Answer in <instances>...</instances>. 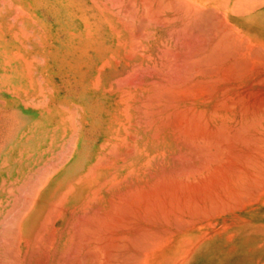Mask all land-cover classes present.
I'll list each match as a JSON object with an SVG mask.
<instances>
[{
    "label": "bare ground",
    "instance_id": "bare-ground-1",
    "mask_svg": "<svg viewBox=\"0 0 264 264\" xmlns=\"http://www.w3.org/2000/svg\"><path fill=\"white\" fill-rule=\"evenodd\" d=\"M11 1L64 67L50 192L82 201L74 253L187 264L227 236L264 250V0Z\"/></svg>",
    "mask_w": 264,
    "mask_h": 264
},
{
    "label": "crops",
    "instance_id": "crops-1",
    "mask_svg": "<svg viewBox=\"0 0 264 264\" xmlns=\"http://www.w3.org/2000/svg\"><path fill=\"white\" fill-rule=\"evenodd\" d=\"M18 24L30 27L27 22L5 23L4 26L0 18V264H29L17 260L19 251L10 250L9 239L19 237V228L21 237H34L35 205H41L42 211L36 226L38 228L42 224L43 228L47 219L48 222H73L76 219L73 211L82 202L67 200L69 194L64 195L67 194L63 189L64 183L54 185L53 192H50L51 185L59 181V176H55L65 163L66 105L56 101L66 88L61 74L64 67H58L59 61L47 54L44 40L33 33L34 28H28L32 33L27 30L24 36L3 31L13 30ZM35 42L40 44L44 54L36 64ZM60 109L62 112L58 111ZM51 114L53 118H50ZM64 199V205L58 202ZM56 206L61 207L60 213L52 214ZM62 209L68 212L62 215ZM220 243L223 249L218 255L211 251L205 255L196 254L187 264H264L258 262L256 251H249L244 256L239 243L231 240L230 236Z\"/></svg>",
    "mask_w": 264,
    "mask_h": 264
},
{
    "label": "rangeland",
    "instance_id": "rangeland-1",
    "mask_svg": "<svg viewBox=\"0 0 264 264\" xmlns=\"http://www.w3.org/2000/svg\"><path fill=\"white\" fill-rule=\"evenodd\" d=\"M116 1L118 3H116ZM121 1L122 0H114V4L116 3L117 5H119V2H121ZM125 1L128 3L129 0H125ZM132 1L133 0H130L129 3H131ZM82 2L85 3L84 5H89V3H90L89 0L88 1L87 0H82ZM10 3H12L11 0H1V3H0L1 4V11H2L1 12V15H0V18H1V21L3 22V25L5 26V23L6 24L8 23L7 25H10L12 23H25L26 21L22 17L23 15H21V13H25L26 14V17H28L27 16L28 15L27 14V11L23 10L19 5H17V3L14 4V9L13 10H10L9 9ZM142 6H145L144 3H143ZM157 6H159V0H157ZM206 7H207L206 9L209 10V7L208 6H206ZM117 9H115V11ZM203 10H205V9H203ZM207 16L208 15L205 14V17L203 19V21L205 22L204 23V26L206 25V28L209 25H212V23H206L207 22V20H206L207 19ZM214 17H217V15L214 16ZM14 18H15V20H14ZM24 27H25L24 25L18 24V26H16V27L13 28V30H8V31L7 30H3V31H5L7 33H9V32L12 31L15 34L21 33V35L24 36V33L26 32V30L28 28H34L33 25L32 26L30 25V27H27L26 26L25 27L26 30L24 29ZM28 31L30 33H32V31L30 29H28ZM206 31H207V29H206ZM32 35L33 36H36L35 34H32ZM39 35L40 34H37V36H39ZM34 54H35V64L38 63V61H40V59H43L44 58V54H43V52H42V50L40 48V44H38V42H35V45H34ZM54 81H55V83H57V80L56 79ZM60 111H61V109H60ZM60 114H62V113H60ZM60 118H61V115H60ZM62 203L60 201V204H62V205H64L65 201H62ZM58 207H55L52 210V214H56L57 212L60 211V208L61 207H59V208ZM65 212H68V211L62 209V212H61L62 215ZM77 214H79V213H77ZM76 221L77 220H75V222ZM75 222H74V220H73L72 223H70V222L69 223H66V222H60L59 223L58 221H49V222L45 223V225H44L43 228H42V224H39L38 228H37V226L35 227L34 237L29 238V239H25V238H23V237L20 236L22 234V231H20V228H19V231H18V234H19V237L18 238L19 239H17V238H10L9 239V243H10L9 244V248H10L11 251H16V250L19 251V253L17 255V260L18 261L28 262L29 264H89V262H88V260H89L88 255L83 254V253H80V255H78L76 252L74 253V251L78 248V247L76 248L74 246V244L72 243L73 240L75 239L74 236L76 237V233H79V232L81 233V231L76 232L77 230H75V226L76 225H79V223L77 221L76 224H74ZM202 224L203 223H201V225ZM223 225H224V223H222V226ZM230 230H231L230 233H233L234 232V227L233 228H230ZM259 230H260V232H259L260 237H263V236H261V234L264 235V227H260ZM73 232H74V234H73ZM70 235H72V236H70ZM199 235H201V234H199ZM53 237H55V238H53ZM76 239H79L78 236H77ZM17 241H19V242H17ZM66 248H68V249L66 250ZM69 249H70V251H68ZM67 251L70 253V255H68V252ZM256 253H257L258 262L259 263H264V250L261 249V248L260 249H257L256 250ZM77 255H78V259L81 258L79 260H83V261H80L79 262V260H77V257H76ZM98 256H99V258L101 260L99 259V260H96L95 261V259H97L98 257L97 258H93L92 257L93 259L90 258V260L92 259L94 261L93 262L90 261V263L92 262L91 264H96V263L97 264H105V260H104L105 259L104 258L105 255L99 253ZM102 256H103V258H101ZM86 258H87V260H86ZM65 259H68V261L67 260L64 261ZM62 262H64V263H62ZM115 262H117V261H114V263ZM114 263H112V264H114ZM116 264H120V262L118 261Z\"/></svg>",
    "mask_w": 264,
    "mask_h": 264
}]
</instances>
